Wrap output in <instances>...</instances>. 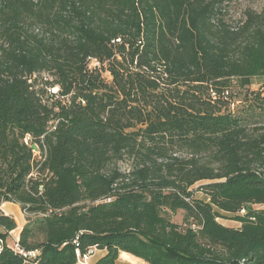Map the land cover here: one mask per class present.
<instances>
[{"label":"trees","instance_id":"1","mask_svg":"<svg viewBox=\"0 0 264 264\" xmlns=\"http://www.w3.org/2000/svg\"><path fill=\"white\" fill-rule=\"evenodd\" d=\"M229 1L0 0V264H264V8Z\"/></svg>","mask_w":264,"mask_h":264},{"label":"rangeland","instance_id":"2","mask_svg":"<svg viewBox=\"0 0 264 264\" xmlns=\"http://www.w3.org/2000/svg\"><path fill=\"white\" fill-rule=\"evenodd\" d=\"M263 8H264V1L263 0H231V1H229V3L226 4L225 12L227 14V18L229 19V21H237V20L244 18V15L248 10H254L257 12H261ZM104 75L108 80L111 79V76L109 73L105 72ZM263 82H264V77H254L253 78V84L249 87V92L261 90ZM54 88L57 89V91L59 90V87H57V86ZM232 90L237 93L236 94L235 108L237 106L238 107L236 108L237 109L236 113L242 114L245 112V107L247 106V104H249V101H248L249 92L246 88L241 89L237 85H234ZM52 92H55V91L52 90ZM38 152L39 151H37V153ZM37 158L38 159L40 158V154L37 155ZM122 167L126 168L127 165L123 164ZM197 186L198 185H196V188H195L196 189L195 196L198 198L207 199L208 197L206 196V194L203 191L197 190ZM1 208L7 214L14 216L18 222V228L12 232V236H13L12 238H14V240L12 239V241H11V244L16 246V244H17L16 240H18V236H19L21 227L26 223L25 213L22 210V206L18 203H15V202H10V204L4 203V204H2ZM183 216L184 215L182 213H178L175 216V220L177 222L181 223L183 221ZM225 218L232 219V216L228 214L225 216ZM228 224H233L236 227L239 226V224L236 222H228ZM140 264H143V261H140Z\"/></svg>","mask_w":264,"mask_h":264},{"label":"built area","instance_id":"3","mask_svg":"<svg viewBox=\"0 0 264 264\" xmlns=\"http://www.w3.org/2000/svg\"><path fill=\"white\" fill-rule=\"evenodd\" d=\"M99 65H100V63L98 62L97 59H94V58L90 59V67H95V66H99ZM52 90L55 91V92H53L55 94L59 92V90L57 91V89H55V88H53ZM234 107H235V104L232 105V109H234ZM28 139H29L28 137L25 139V141L27 143H28ZM35 151L36 152L38 151V147H37V149H35ZM246 211H247L246 207H243L241 209L240 213L241 214H245ZM223 219L224 218L219 217L218 221L221 222ZM239 226H241V223L239 224ZM2 247H3V241L0 239V252L2 250ZM16 248L19 249L18 248V244H16ZM96 250H97L96 247H91L85 253H82L79 249H77V254H78V259H79L78 261L83 263V264H89V260L96 253ZM23 253H24V255H27L25 252H23ZM29 254L35 256L36 252L35 251L34 252H29Z\"/></svg>","mask_w":264,"mask_h":264},{"label":"crops","instance_id":"4","mask_svg":"<svg viewBox=\"0 0 264 264\" xmlns=\"http://www.w3.org/2000/svg\"><path fill=\"white\" fill-rule=\"evenodd\" d=\"M5 203H9L10 202H5ZM4 204V203H3ZM228 222H236L238 224H240V222L238 221H235V220H232V219H228V218H224L222 223L224 225H227V226H234L236 227L235 225L233 224H228ZM239 227V226H237ZM106 254V251L105 250H102V249H97L96 250V253L90 258L89 260V264H95L100 258H102L104 255ZM126 254V252H122L121 255H120V258L118 259L117 261V264H140V261H143V264H147L144 260L142 259H138L134 256L131 255L132 258H129V257H125L124 255ZM129 254V253H127ZM130 255V254H129ZM134 258V259H133ZM136 261V262H135ZM76 264H83L81 262H77Z\"/></svg>","mask_w":264,"mask_h":264},{"label":"bare ground","instance_id":"5","mask_svg":"<svg viewBox=\"0 0 264 264\" xmlns=\"http://www.w3.org/2000/svg\"><path fill=\"white\" fill-rule=\"evenodd\" d=\"M125 256H126V257H129V258H132L131 255H129V254H127V253L125 254ZM133 259H134V258H133Z\"/></svg>","mask_w":264,"mask_h":264},{"label":"water","instance_id":"6","mask_svg":"<svg viewBox=\"0 0 264 264\" xmlns=\"http://www.w3.org/2000/svg\"><path fill=\"white\" fill-rule=\"evenodd\" d=\"M34 147V149H37V146H33Z\"/></svg>","mask_w":264,"mask_h":264}]
</instances>
